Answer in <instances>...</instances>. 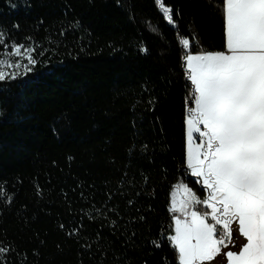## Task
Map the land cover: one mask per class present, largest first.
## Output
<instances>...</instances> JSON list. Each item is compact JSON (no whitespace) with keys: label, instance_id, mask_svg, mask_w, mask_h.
I'll return each mask as SVG.
<instances>
[{"label":"trees","instance_id":"16d2710c","mask_svg":"<svg viewBox=\"0 0 264 264\" xmlns=\"http://www.w3.org/2000/svg\"><path fill=\"white\" fill-rule=\"evenodd\" d=\"M162 3L174 26L155 0H0V264H178L173 201L206 197L185 56L226 37L222 0Z\"/></svg>","mask_w":264,"mask_h":264},{"label":"snow or ice","instance_id":"6c2138e0","mask_svg":"<svg viewBox=\"0 0 264 264\" xmlns=\"http://www.w3.org/2000/svg\"><path fill=\"white\" fill-rule=\"evenodd\" d=\"M155 3L174 26V10L162 0ZM222 6L226 51L185 56L186 77L192 85L189 103L195 104L185 119L187 168L211 191L200 200L185 187L189 199L181 200L179 207L173 201L172 212L191 218L174 217L175 235L169 240L179 264H200L219 255L226 256V264H264V0H222ZM178 42L185 50L190 48L189 38ZM32 51L13 45L10 56L32 65ZM9 67H20L19 61L0 58V80L16 78L4 71ZM194 133H199L195 153ZM190 203H203L211 212L189 210ZM209 215L214 224L206 219ZM236 232L246 242L238 252H223L221 245L226 249L235 243ZM4 251L0 248V253Z\"/></svg>","mask_w":264,"mask_h":264},{"label":"rangeland","instance_id":"374dc122","mask_svg":"<svg viewBox=\"0 0 264 264\" xmlns=\"http://www.w3.org/2000/svg\"><path fill=\"white\" fill-rule=\"evenodd\" d=\"M193 55H196V54H193ZM186 67H187V65H186ZM193 107H195L194 102H193ZM197 127L201 128L203 130V126L202 125H197ZM198 136H199V133H194L193 140L191 142V148L193 149V152L194 153L196 151V145L199 142L196 139V137H198ZM188 148H189V141H188L187 125H186V156H185V158H186V166H187V153H188ZM189 172L191 173L190 170H189ZM194 177L196 178V180H198L200 182V184L204 188H206L203 185V178H198L196 176H194ZM210 191H211L210 189H207L206 188V197H205V199L208 198V196L210 194ZM179 194L181 195V198L177 197L178 198L177 201H176V206L177 207L180 206L181 200L187 201L189 199V193L185 191V188H183L182 190H180L179 191ZM197 206H200L199 207V210H198V207ZM205 208H206V206L203 203H201V204L190 203L189 204V210L194 209V210L200 211L201 213H203L205 211H208L209 213L211 212V209H207V208L205 209ZM174 217L180 218L181 220H185V219L190 220L191 219L190 216H186V215H184V214H182L180 212H172V221H173V227H174V234L173 235H175V222H174ZM206 219L210 223H213V224L215 223L214 221L211 220V216L210 215ZM217 229H218V231H222V227L221 226H217ZM173 235H170V236H173ZM169 237H168V240H169ZM234 240H235V243H231V244H228V241L226 240L225 243L228 244V247L225 249L223 247V245H221L222 251L223 252H226V251H237L238 252L239 251V245H242L243 243L246 242L245 239L243 237H241L238 232L234 233ZM171 245H172V243H171ZM178 264H179V256H178ZM200 264H226V256L219 255L213 261H203V262H200Z\"/></svg>","mask_w":264,"mask_h":264},{"label":"water","instance_id":"95a60500","mask_svg":"<svg viewBox=\"0 0 264 264\" xmlns=\"http://www.w3.org/2000/svg\"><path fill=\"white\" fill-rule=\"evenodd\" d=\"M182 170H188L187 166L184 165V167L182 168Z\"/></svg>","mask_w":264,"mask_h":264}]
</instances>
